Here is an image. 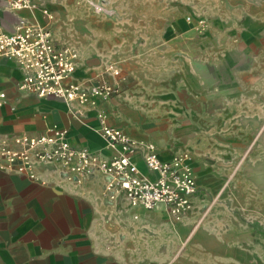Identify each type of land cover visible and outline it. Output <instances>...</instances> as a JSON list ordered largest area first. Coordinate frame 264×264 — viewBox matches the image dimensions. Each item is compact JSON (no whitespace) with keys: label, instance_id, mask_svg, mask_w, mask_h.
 Returning a JSON list of instances; mask_svg holds the SVG:
<instances>
[{"label":"crops","instance_id":"obj_1","mask_svg":"<svg viewBox=\"0 0 264 264\" xmlns=\"http://www.w3.org/2000/svg\"><path fill=\"white\" fill-rule=\"evenodd\" d=\"M96 1L116 16L92 15L89 1H46L52 14L42 5L15 10L0 0L5 31H14L21 19L52 26L56 44L78 53L73 80L83 87L106 81L119 89L110 98L83 103L39 96L20 88L22 70L0 57V90L7 94L0 107V135L65 128L73 145L110 157L115 149L101 128L118 126L139 140L136 159L147 174L143 155L148 146H155L163 160L190 152L199 189L193 208L176 220L163 204L146 210L123 195L111 199L100 172L77 183L61 167L33 157L34 178L0 168V264H164L193 224L202 199H232L244 209L243 185L230 175L238 172L237 154L248 133L243 121L263 117L264 46L244 51L247 41L261 34L257 24L264 18H247L254 29L243 27L236 34L246 42L236 62L231 55L238 50L228 41L242 15H226L223 9L233 1L241 10L245 0ZM203 17L207 26L204 22L201 29ZM110 63L118 66V76L107 70ZM230 184L236 193H230ZM247 189L259 210L258 226H246L243 215L221 204L226 235L219 239L213 225L205 223L202 230L214 239L193 232L198 234L175 264L264 261V178ZM233 233L236 239H229ZM233 246L240 249L236 261L229 254ZM248 248L252 255L246 259Z\"/></svg>","mask_w":264,"mask_h":264},{"label":"built area","instance_id":"obj_2","mask_svg":"<svg viewBox=\"0 0 264 264\" xmlns=\"http://www.w3.org/2000/svg\"><path fill=\"white\" fill-rule=\"evenodd\" d=\"M44 0H7L15 9H35ZM98 13L113 16L114 10L102 2L89 0ZM200 19V26L203 25ZM0 57L15 61L23 72L18 83L39 96L53 95L66 101L86 102L90 97L107 99L118 93L116 84L101 82L83 87L72 79L78 53L70 45L58 46L52 31L21 19L12 32L0 26ZM107 70L118 76L114 63ZM7 103V94L0 90V107ZM101 133L115 149L110 157L86 146L73 145L65 128H52L39 135H0V168L15 170L30 178L36 173L33 157L63 169L74 182L93 173L106 176L105 192L111 199L123 195L133 205L149 210L163 204L174 219L181 220L193 208L198 193V181L190 152L163 160L155 146L147 148L143 161L150 174L144 173L137 162L140 142L121 127L104 124Z\"/></svg>","mask_w":264,"mask_h":264},{"label":"rangeland","instance_id":"obj_3","mask_svg":"<svg viewBox=\"0 0 264 264\" xmlns=\"http://www.w3.org/2000/svg\"><path fill=\"white\" fill-rule=\"evenodd\" d=\"M46 1H50V0H44V2L40 5H42V8H46L48 10V12L53 14V11H51V9L47 6H45L44 4L46 3ZM60 1V0H57ZM75 1V0H73ZM81 1H89V0H81ZM224 2H227L226 0ZM89 3V2H88ZM229 4V3H228ZM49 5V4H48ZM90 5V13L92 15H100L102 17H106V18H110L112 16L106 15L104 13H98L96 12L92 5L89 3ZM240 5H236L234 4V2L232 1L230 3V7H226L224 8V12L226 15H242V20L239 24H237V28L234 30V32L232 34H234V36H232L230 38V40L228 41V47L230 49H237L238 52H234L235 55H231L236 59L237 61H241V58L243 57V53L241 52V48L242 46H244L243 44L246 43L243 39L239 38L236 34L240 31L241 28L246 27V28H250V29H254L253 26L254 24H250V21L247 20V18H249L250 20L255 19L257 16L263 17L264 18V0H245L244 4L241 6V10L237 9V7H239ZM45 14H47V12H45ZM116 16V14H115ZM203 23L205 22V25L207 26V21L206 18L204 19L203 17ZM35 24L42 26L39 24L38 21L35 22ZM204 25V24H203ZM44 26V25H43ZM46 27H48L49 29H51L53 31L52 26L50 25H46ZM202 26H199V28H201ZM205 27V26H204ZM257 27L259 28L258 31L256 32L258 34V32H261V34L258 35V37L256 39H250L247 41V47L245 49V53H248L249 50H251L252 48H256V47H263L264 46V24L262 25H258ZM202 29V28H201ZM54 32V31H53ZM241 52V56L240 53ZM252 53V52H251ZM249 53V54H251ZM230 58V57H229ZM232 58V57H231ZM262 103L261 106L264 109V98L261 99ZM247 106V105H246ZM252 105H250L251 107ZM263 113V117L262 119H258L255 122L250 121L248 119H245L244 122V126H245V130H248V133H246L243 137V141H244V145H243V151L242 152H238V159L237 162L239 164V169L238 172L234 170V173L232 175H230V180L233 179V177H235V181L236 183H242L240 184V186L242 187L243 185V192H245V198H244V203H243V207L239 206V208H237L236 205V200H232V199H227V200H220L217 199L216 197L214 199H202L203 201L200 203V208L198 209V213H197V217L195 218V220L193 221V224L191 225L190 229L181 237V243L180 245H178L173 252L170 253V259L165 261L164 264H175V261L177 260V258L180 255H183V253L185 251L188 250V243L190 242V240L193 239V237L196 234H200L201 233V238L208 240V239H214L213 237H210V235H208L207 232L203 231V227L205 225V223H210L213 225V227L216 229V235L219 237V239L221 238V236L226 235L224 234L225 232L221 231L222 229V225L225 223V221H223V217H222V211H221V204H223V207H225L227 205V203L229 204V211H232L234 213H236L237 211L241 214L243 222L246 226H258V208L255 206L256 202L252 199H250L249 195L246 194L248 191V187L251 185H257L261 179V181L264 178V112ZM236 121V120H235ZM240 122V121H239ZM237 176H239V180H237ZM230 187V188H229ZM228 187V190L231 189L232 192L230 191V193H236V185H231ZM242 200V199H241ZM232 204V205H231ZM232 208V209H231ZM222 217V218H221ZM232 222L236 223V216L232 217ZM200 229L202 230L200 232ZM198 232V233H193V232ZM194 234L190 239L189 236L190 234ZM235 233H233V238L230 237L229 239H236L234 236ZM189 241V242H188ZM234 244H236V242H234ZM193 250H196L197 254L199 253V248L195 249L193 248ZM219 250V249H218ZM229 254L232 255L236 261V256L237 254H240L239 251L240 249H238L236 246L231 247ZM249 251H252V248H248V249H244V254L247 257L251 256L252 253H250ZM261 254L263 255L262 259H264V249H260ZM220 252V251H218ZM258 254V253H255ZM233 259V258H231ZM230 259V262L228 264H240L237 262H234ZM245 264H264L263 262H257V263H245Z\"/></svg>","mask_w":264,"mask_h":264},{"label":"bare ground","instance_id":"obj_4","mask_svg":"<svg viewBox=\"0 0 264 264\" xmlns=\"http://www.w3.org/2000/svg\"><path fill=\"white\" fill-rule=\"evenodd\" d=\"M41 25V24H40ZM43 26V25H42Z\"/></svg>","mask_w":264,"mask_h":264}]
</instances>
